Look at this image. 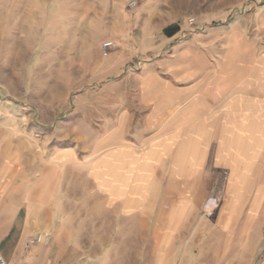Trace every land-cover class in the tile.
Here are the masks:
<instances>
[{
	"label": "crops",
	"instance_id": "crops-1",
	"mask_svg": "<svg viewBox=\"0 0 264 264\" xmlns=\"http://www.w3.org/2000/svg\"><path fill=\"white\" fill-rule=\"evenodd\" d=\"M168 1L24 0L25 34L39 20L43 50L70 52L55 65L85 68L81 81L98 84L94 101L78 109L105 113L87 128L85 157L78 145L33 155L16 145L14 128L0 126V252L10 264H67L63 248L47 250L50 238L24 247L53 227L52 242H74L78 224L74 215L63 224L57 212L65 210H99L107 220L115 211L132 220L135 241H174V228L188 226L199 209L192 180L207 177L212 146L215 166L228 170V194L251 193L264 148V49L212 48L200 33L176 41L177 24L164 32L175 20ZM107 40L114 45L103 54ZM262 188L256 184V195ZM64 227L72 228L66 241ZM107 237L99 231L93 242ZM219 242L203 243V261H217Z\"/></svg>",
	"mask_w": 264,
	"mask_h": 264
},
{
	"label": "rangeland",
	"instance_id": "rangeland-1",
	"mask_svg": "<svg viewBox=\"0 0 264 264\" xmlns=\"http://www.w3.org/2000/svg\"><path fill=\"white\" fill-rule=\"evenodd\" d=\"M165 5L175 16L171 25L179 26L176 41L200 33L212 48L252 44L257 54L264 49V0H169ZM24 10V0H0V126L14 128L16 145L30 146L33 155L49 156L78 145L85 147L80 150L85 157L90 145L87 128L102 122L105 111L78 106L94 101L98 84L81 81L85 68L55 65L67 63L70 52L43 50L45 29H39V20L29 29L31 34H25ZM189 18L194 19L192 25ZM216 151L215 146L208 148L207 177L192 180V200L199 209L190 213L188 226L174 228V241H135L132 220H119L115 211L107 220L102 217L106 212L99 210H65L57 212L59 219L67 224L76 217L78 233L72 238L78 239L54 243L55 227L50 228L47 250L59 253L63 248L67 264H159L160 259V264H264V188L261 194L255 191L256 184L264 183V148L253 172L255 185L243 197L228 194V170L215 166ZM253 202L259 203L256 210ZM231 203L236 210H229ZM63 231L66 241L72 228ZM99 231L106 232L110 242H93ZM210 240L222 246L215 263L203 261V243Z\"/></svg>",
	"mask_w": 264,
	"mask_h": 264
},
{
	"label": "built area",
	"instance_id": "built-area-1",
	"mask_svg": "<svg viewBox=\"0 0 264 264\" xmlns=\"http://www.w3.org/2000/svg\"><path fill=\"white\" fill-rule=\"evenodd\" d=\"M135 1H131L127 6V11H130L131 8L134 6ZM188 23L192 25L194 23L193 18H189ZM114 43L111 40H107L101 44V52L103 54H106L108 52V49L112 47ZM49 238V235L46 232L39 233L33 238H29L24 242V247L28 248L31 245L37 244V243H45ZM0 264H10L6 258L3 256V254L0 252Z\"/></svg>",
	"mask_w": 264,
	"mask_h": 264
},
{
	"label": "trees",
	"instance_id": "trees-1",
	"mask_svg": "<svg viewBox=\"0 0 264 264\" xmlns=\"http://www.w3.org/2000/svg\"><path fill=\"white\" fill-rule=\"evenodd\" d=\"M177 29H178V28H177L176 25H171V26H167V27H165L164 32H165V34H167V35H171V34H172L173 32H175Z\"/></svg>",
	"mask_w": 264,
	"mask_h": 264
}]
</instances>
